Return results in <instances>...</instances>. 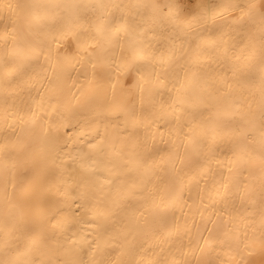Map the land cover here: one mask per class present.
<instances>
[{"label": "bare ground", "instance_id": "6f19581e", "mask_svg": "<svg viewBox=\"0 0 264 264\" xmlns=\"http://www.w3.org/2000/svg\"><path fill=\"white\" fill-rule=\"evenodd\" d=\"M262 13L0 0V264H264Z\"/></svg>", "mask_w": 264, "mask_h": 264}, {"label": "snow or ice", "instance_id": "6c2138e0", "mask_svg": "<svg viewBox=\"0 0 264 264\" xmlns=\"http://www.w3.org/2000/svg\"><path fill=\"white\" fill-rule=\"evenodd\" d=\"M254 7V5H253ZM261 7H264V0H261ZM262 18H264V13H262Z\"/></svg>", "mask_w": 264, "mask_h": 264}]
</instances>
